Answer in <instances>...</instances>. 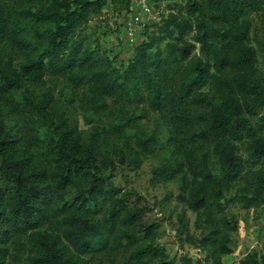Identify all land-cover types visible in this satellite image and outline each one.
I'll use <instances>...</instances> for the list:
<instances>
[{"label": "trees", "instance_id": "1", "mask_svg": "<svg viewBox=\"0 0 264 264\" xmlns=\"http://www.w3.org/2000/svg\"><path fill=\"white\" fill-rule=\"evenodd\" d=\"M34 1L41 7L47 2ZM106 3L49 0L36 12L24 11L36 23L50 26L43 33L46 47L20 70L12 63L0 64V155L12 185L0 188V264H8L12 250L18 255L31 248L38 252L29 258L31 264H91L99 257L102 264L104 256L120 252L130 253L125 264H172L160 245L158 225H142V210L129 209L107 179L87 170L91 163L85 159L88 149L82 132L66 122L61 127L51 124L50 101L45 98L37 100L26 90L21 102L15 99L28 78L49 75L87 85L94 110L106 109L107 99L117 97L168 113L175 123L200 125L188 137L189 146L180 151L185 149L192 158L193 150L204 152L203 145L210 144L220 174L204 154L200 170L189 167L191 184L184 162L163 163L153 170V180L163 183L182 175L179 199L187 208L197 215L207 211L220 216V228L203 240L214 251L232 252L227 234L235 229L222 203L226 190L244 181L245 188L234 201L244 209L264 204V114L259 116L264 109V80L256 76L259 53L264 55V23L256 51L250 44V21L240 22L248 14L264 15V0L189 1L186 16L170 14L124 71L78 40L91 16L101 14ZM5 8V0H0V47L9 43L19 50H34L19 30L11 29ZM188 36L193 42L185 40ZM166 40H178L183 46L169 42L166 50L153 51ZM197 47L200 54L192 58ZM225 69L232 76L220 81L217 72ZM210 82L215 84L213 95L203 91ZM144 117L145 110L132 114L111 131L122 135ZM162 145L156 132L135 136L134 148L121 156L122 161L140 167ZM180 220L188 227L185 215ZM243 264H264V257L255 253Z\"/></svg>", "mask_w": 264, "mask_h": 264}, {"label": "rangeland", "instance_id": "2", "mask_svg": "<svg viewBox=\"0 0 264 264\" xmlns=\"http://www.w3.org/2000/svg\"><path fill=\"white\" fill-rule=\"evenodd\" d=\"M189 1L191 0H149L147 3L149 12H145L138 0H107L101 14L91 16L88 24L79 32L78 40L82 41L85 49L110 58L116 68L124 71L142 43L148 42L153 35L158 34V27L170 14L186 16L185 7ZM5 3V13L11 29L19 30L22 37L35 48L19 50L9 43L0 47V64L12 63L15 69L20 70L23 64L30 62L46 47L43 33H47L50 26L36 23L24 14V11L36 12L41 7L40 3L34 0H5ZM48 5L49 0L45 1L41 8ZM243 20L250 21L252 25L250 44L257 51L264 15L252 13L242 18L240 22ZM185 40L193 42L192 36L186 37ZM169 42L179 47L183 46L178 40H166L161 41L153 51L166 50ZM199 52L197 47L192 58L195 54L199 56ZM168 54L166 51V55ZM258 60L256 76L263 81L264 55L259 53ZM213 72L216 73L215 68ZM217 74L220 81H226L232 76L229 69L219 71ZM26 90L32 92L37 100L45 98L50 101L51 124L61 127L66 122L70 127L78 129V132H82L83 145L88 149L85 159L91 163L86 167L87 170L94 176L107 179L117 194L127 200L129 209L142 210L140 221L142 225L151 223L158 225L157 234L168 262L243 264L247 256L255 253L258 257H264V204L244 209L234 201L235 196L241 195V190L245 188L244 181L233 184L223 195L225 217L235 229L227 234L228 248L232 252L225 255L221 249L214 251V247L203 243L214 229L220 228V216L214 211L211 215L207 211L197 215L187 208L179 199L185 182L182 175L163 183H155L153 180V170L163 163L175 165L184 162L185 170L188 171L186 179L188 184H191L194 177L190 174L189 167L193 165L196 171L200 170L204 154L207 156L206 161L210 162L211 169L216 175L220 174L210 144L203 145L204 152L193 150L192 158L190 154L184 153L185 149L183 152L180 151L186 148L184 145L189 146L188 137L198 131L200 125H193L194 122L191 125L184 122L175 123L168 113L154 111L145 104L127 103L125 99L117 97L107 99L106 109L94 110L91 107L90 87L77 85L63 77L44 75L28 78L24 88L16 93L15 99L21 102L23 92ZM203 91L213 95L216 92L215 84L210 82ZM143 110L146 117L131 124L122 135L111 131L112 126L122 124L132 114L141 115ZM263 114L264 109L259 111V116ZM155 132L163 141L162 147L155 154L143 159L137 168L123 163L121 156L134 148L135 136L144 137ZM238 147L240 156L246 159L244 148L241 144H238ZM194 149L197 150L198 146ZM4 160L0 155V188L7 189L12 185L9 174L4 173ZM199 187L204 190L203 186ZM183 215L188 221V227H183L181 223L180 218ZM45 230L46 228L43 229ZM37 255L38 252L34 248L18 255L12 250L8 264H31L29 258L34 259ZM129 255L130 253L120 252L113 256H104L102 264H125ZM98 260L92 261L91 264H100Z\"/></svg>", "mask_w": 264, "mask_h": 264}, {"label": "built area", "instance_id": "3", "mask_svg": "<svg viewBox=\"0 0 264 264\" xmlns=\"http://www.w3.org/2000/svg\"><path fill=\"white\" fill-rule=\"evenodd\" d=\"M149 0H138L140 6L142 7V9L145 11V12H149V8H148V3ZM130 31H132V28H130ZM131 35H133V33L131 32L130 33Z\"/></svg>", "mask_w": 264, "mask_h": 264}]
</instances>
